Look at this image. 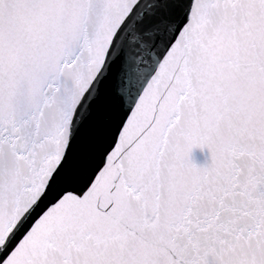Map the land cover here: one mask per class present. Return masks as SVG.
Returning <instances> with one entry per match:
<instances>
[{
	"label": "snow or ice",
	"instance_id": "obj_1",
	"mask_svg": "<svg viewBox=\"0 0 264 264\" xmlns=\"http://www.w3.org/2000/svg\"><path fill=\"white\" fill-rule=\"evenodd\" d=\"M0 264H264V0H0Z\"/></svg>",
	"mask_w": 264,
	"mask_h": 264
},
{
	"label": "water",
	"instance_id": "obj_2",
	"mask_svg": "<svg viewBox=\"0 0 264 264\" xmlns=\"http://www.w3.org/2000/svg\"><path fill=\"white\" fill-rule=\"evenodd\" d=\"M191 159L197 165L204 164L207 160V150L193 149Z\"/></svg>",
	"mask_w": 264,
	"mask_h": 264
}]
</instances>
